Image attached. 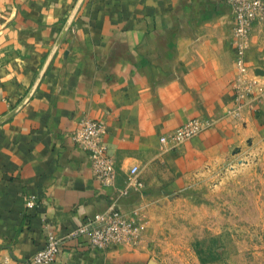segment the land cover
Masks as SVG:
<instances>
[{
  "label": "crops",
  "instance_id": "1",
  "mask_svg": "<svg viewBox=\"0 0 264 264\" xmlns=\"http://www.w3.org/2000/svg\"><path fill=\"white\" fill-rule=\"evenodd\" d=\"M232 29L223 0H0V264L108 208L151 220L159 195L237 127L264 118L263 101L248 96L264 86V28L246 40L240 65ZM83 118L104 127L110 187L71 138ZM193 118L210 126L160 146ZM121 248L93 251L81 238L52 264H121Z\"/></svg>",
  "mask_w": 264,
  "mask_h": 264
},
{
  "label": "rangeland",
  "instance_id": "2",
  "mask_svg": "<svg viewBox=\"0 0 264 264\" xmlns=\"http://www.w3.org/2000/svg\"><path fill=\"white\" fill-rule=\"evenodd\" d=\"M256 92L264 103V86ZM150 217L145 244L121 248V264H264V118L237 127Z\"/></svg>",
  "mask_w": 264,
  "mask_h": 264
},
{
  "label": "built area",
  "instance_id": "3",
  "mask_svg": "<svg viewBox=\"0 0 264 264\" xmlns=\"http://www.w3.org/2000/svg\"><path fill=\"white\" fill-rule=\"evenodd\" d=\"M231 9L233 17L232 42L237 50V64H241V55L245 49L246 40L255 27L264 28V0H223ZM250 89L247 90L249 92ZM264 105V103H263ZM210 126V123L198 118L187 120L185 124L160 137V146L176 148L185 142L198 137ZM104 127L99 122L83 118L78 127L71 133L73 142L87 153L91 162L94 178L105 187L113 185L116 172L113 160L106 154L103 144ZM137 173V168L129 170L130 182ZM25 207L34 206L33 198H26ZM144 222L135 212L131 216L125 215L117 208L96 214L92 219L69 232L63 238L57 239L47 233L43 248L30 258L15 264H52L60 255L63 247L81 238L87 240L89 250L104 251L112 247H128L135 249L142 243ZM4 264H12L5 261ZM14 264V263H13Z\"/></svg>",
  "mask_w": 264,
  "mask_h": 264
}]
</instances>
